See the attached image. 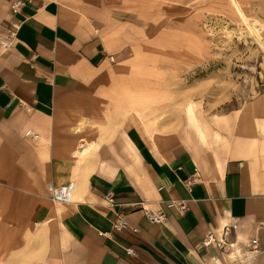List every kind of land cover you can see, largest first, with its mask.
<instances>
[{"label":"crops","instance_id":"0c3cea01","mask_svg":"<svg viewBox=\"0 0 264 264\" xmlns=\"http://www.w3.org/2000/svg\"><path fill=\"white\" fill-rule=\"evenodd\" d=\"M13 1L0 0V235L23 238L21 264H264V95L225 130L208 121L216 135L145 123L139 96L125 104L109 82L125 67L108 0ZM82 141L94 149L77 168ZM70 180L73 201H51L47 184ZM117 214L137 230L114 229Z\"/></svg>","mask_w":264,"mask_h":264},{"label":"rangeland","instance_id":"374dc122","mask_svg":"<svg viewBox=\"0 0 264 264\" xmlns=\"http://www.w3.org/2000/svg\"><path fill=\"white\" fill-rule=\"evenodd\" d=\"M237 2L108 0L105 26L122 39L117 55L125 67L124 75L109 82L123 87L125 104L131 105L132 94L139 96L134 108L145 123L192 128L186 108L193 103L205 136L216 135L210 123L225 130L222 120L238 121L264 95V49L242 18L243 13L261 26L264 43V0ZM121 112L108 108L111 116ZM23 247V238L0 235V264L28 262L18 251Z\"/></svg>","mask_w":264,"mask_h":264},{"label":"built area","instance_id":"2783aa9c","mask_svg":"<svg viewBox=\"0 0 264 264\" xmlns=\"http://www.w3.org/2000/svg\"><path fill=\"white\" fill-rule=\"evenodd\" d=\"M23 3V0H16L13 1L11 3V8L13 12L18 11L19 6ZM13 28L17 27V23L13 22L11 23ZM37 136V135H35ZM198 175V173H196V176ZM195 176V177H196ZM196 178H190L186 181V185L188 187H190V185L195 181ZM47 188L49 190V195H50V199L53 202H57V203H69L73 200H71V195L73 192V182H67L61 185H55L52 182H49L47 184ZM104 199L106 200L108 205H113L114 204V194L111 191H108L105 193L104 195ZM166 208H171V207H175L180 213H183L188 205L186 203L185 200H168L165 203ZM142 210L144 212V214L146 215V217L152 221V222H162L165 219V213L163 210H158V211H151L148 208H146L144 205H142ZM113 228L116 230H123L127 227L132 228L133 230H137V227H131L128 223V221L126 220V218L122 215V214H117L116 218L113 221ZM253 243L256 242V240L254 239L252 241ZM212 243H216V245L218 247H220L221 249H225L227 246V241L224 238H216L214 236V234L212 232L207 233L205 239L203 240V245H209ZM127 251L130 252V249H127Z\"/></svg>","mask_w":264,"mask_h":264},{"label":"bare ground","instance_id":"6f19581e","mask_svg":"<svg viewBox=\"0 0 264 264\" xmlns=\"http://www.w3.org/2000/svg\"><path fill=\"white\" fill-rule=\"evenodd\" d=\"M234 1H235V5L239 6L237 0H234ZM242 18H243V22H244L245 29L247 30V32L264 49V43L260 39V36H261V26L255 20H252V21L248 20L246 18V16H244L243 13H242ZM193 106H194V104L191 103L189 106H187V108L185 107L186 108V113H187V116H188L187 117L188 122L195 127V130L197 131V134L198 135H200L201 137H204L205 136V128L202 125L200 119L198 117L194 116V114H193V108H192ZM84 141L78 142V144H77V146L75 148V151H74V156H76L77 168L79 167V165L82 162L85 161V158H89V157H87L88 154H91L93 152V149H94V143L93 142H89V141L88 142H84ZM123 146H124V149L125 150H129V152H130V149H132L131 146H130V144H129V142H127V141H124ZM87 162H89V161H87ZM70 181L73 182V192H72V195H71V200H73L76 180H70ZM70 181H68V182H70Z\"/></svg>","mask_w":264,"mask_h":264}]
</instances>
